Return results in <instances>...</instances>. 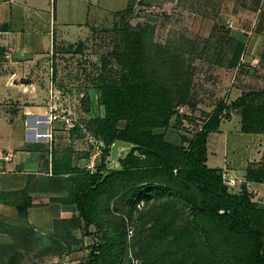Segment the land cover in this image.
Returning a JSON list of instances; mask_svg holds the SVG:
<instances>
[{
  "label": "trees",
  "instance_id": "16d2710c",
  "mask_svg": "<svg viewBox=\"0 0 264 264\" xmlns=\"http://www.w3.org/2000/svg\"><path fill=\"white\" fill-rule=\"evenodd\" d=\"M137 3L146 4L145 0ZM131 11L133 2L119 15ZM126 26L125 47L120 57L123 72L117 81L102 78L97 87L101 111L93 121V134L102 143L99 164L94 172L81 164L73 166L71 149L66 156L52 158L47 185L49 189L56 186L65 192L50 201L76 207L70 218L54 220V227L61 234L54 238L52 249L61 254L70 252L73 246L87 248L89 253L78 264H124L128 246L126 218L131 220L138 212L140 200L147 204L172 198L188 207L190 218L185 231L170 238V246L188 243L201 247V261L196 264H264V209L253 200L245 183L236 187L225 180L223 169L207 165L208 136L218 130L222 119L231 118V111L239 113L242 132L264 133V89L245 90L227 103L218 104L204 119L201 129L180 144L167 140L158 130H167L171 119L174 123L182 122L174 114L187 91L186 83L181 84L187 73L184 74L185 67L176 69L173 65L182 54L171 58L169 49L155 43L154 26ZM230 41L236 46L227 66L235 67L239 65L244 44ZM115 139L133 144L119 159L118 169H113L108 159ZM83 158L89 159L90 154L85 153ZM254 164L248 165L246 178L260 181L264 167L259 163L256 170ZM188 182L201 192V207ZM1 195L12 197L22 215L32 204L26 190ZM169 203L162 207L165 213L154 218L153 224L159 227L158 239L175 227L177 213L172 202ZM77 230L79 237L74 234ZM138 236L139 245L143 238ZM84 237L91 240L85 247ZM136 256L145 263L167 264L148 258L145 249Z\"/></svg>",
  "mask_w": 264,
  "mask_h": 264
},
{
  "label": "rangeland",
  "instance_id": "374dc122",
  "mask_svg": "<svg viewBox=\"0 0 264 264\" xmlns=\"http://www.w3.org/2000/svg\"><path fill=\"white\" fill-rule=\"evenodd\" d=\"M126 1L30 0L39 11L32 12V18L39 19L38 26H46L49 30L51 20V24L55 20L57 32L51 57L47 49L42 55L45 61L35 65L33 71L35 81L43 89L35 102L41 105L43 112L34 118L42 123L33 127V132L25 133L26 140L32 145H44L39 151L46 159H50L52 153L57 158L66 156L71 149V158L81 164L85 153L91 157L98 151L97 147L101 151L102 143L96 141L93 134V121L101 111L97 87L102 78L117 81L123 72L120 57L125 47L126 25L134 28L154 26V42L169 49L171 58L177 53L182 54L181 62L173 65L176 69L186 68L187 79L184 78L181 84L186 83L187 91L177 106L192 109L190 106L194 104L192 112L195 110L196 113L179 123L171 119L167 130H158L167 140L180 144L181 140L190 138L198 122L211 115L218 104L227 103L245 90L264 89V0H149L143 5L133 0V11L114 20V11L123 8ZM1 6L7 9L2 17L7 21L9 8L6 4ZM93 27L96 28L92 30ZM232 39L243 42L244 46L239 65L228 67L236 46L230 41ZM51 109H55L59 119L57 123L46 124ZM7 113L8 118L16 114L14 111ZM230 114L231 118L223 119L219 130L208 136L209 167L225 168L231 164V159L237 166H245L248 160L258 161L264 156V133L240 131L239 113L231 111ZM68 118L73 120L72 125L67 123ZM46 131L51 132L50 138L46 137ZM227 179L225 176L230 182ZM165 202L174 205L176 228L169 229L158 239L159 227L153 223L158 213H165L162 210ZM189 215L187 206L171 198L147 203L131 220L126 218V226L133 228L134 233L131 238L127 236L124 264H131V256L149 264L136 256L142 249L147 251L148 258L167 264L201 261V247L188 243L170 246V238L187 228ZM74 234L80 236L79 231ZM139 234L143 240L138 245L136 235L139 237ZM84 239L91 244L89 238ZM88 253V249L83 248L72 256L71 261L84 259Z\"/></svg>",
  "mask_w": 264,
  "mask_h": 264
},
{
  "label": "crops",
  "instance_id": "0c3cea01",
  "mask_svg": "<svg viewBox=\"0 0 264 264\" xmlns=\"http://www.w3.org/2000/svg\"><path fill=\"white\" fill-rule=\"evenodd\" d=\"M148 1L145 0V3ZM132 2L133 0H127L123 8L114 11L113 19ZM2 4L9 8L7 21L2 18L7 13ZM32 12L39 11L30 0L17 3L15 0H0V193L26 190L32 198L26 215H22L18 205L12 203V197L0 196V264H78L81 260L71 261V258L83 248L73 246L70 252L61 254L52 249L54 238L61 234L54 227V220L70 218L76 207L50 201L51 197L62 196V192H65L56 186L53 191L47 185L52 173L53 153L50 154V159H46L39 151L44 145H32L25 138V133L33 132L32 128L38 125L34 117L43 112L40 111L41 105L35 103L43 89L35 81L34 66L45 61V56L42 55H45L47 49L51 57L57 39L55 20L53 24L51 20L47 30L46 26H38L39 19H33ZM53 16L55 17V7ZM8 111L18 114L8 118ZM48 142L49 139L45 141L46 146ZM263 158L261 156L258 161L248 160L245 166H237L235 160L231 159L229 166L217 168L223 169L224 177L232 185L237 187L245 183L253 200L264 209V177L260 181L246 178L248 165L255 163L253 169L256 170L259 163L264 167ZM71 161L73 166L76 165L74 157ZM19 204L24 206V203ZM13 229H20L21 232ZM84 244L90 245L85 239Z\"/></svg>",
  "mask_w": 264,
  "mask_h": 264
},
{
  "label": "built area",
  "instance_id": "2783aa9c",
  "mask_svg": "<svg viewBox=\"0 0 264 264\" xmlns=\"http://www.w3.org/2000/svg\"><path fill=\"white\" fill-rule=\"evenodd\" d=\"M8 1H11V0H8ZM8 56V55H7ZM52 111H50V114L47 115V120H46V124H49V123H53V122H56L58 121L59 117L57 116L56 112L54 111L55 109H51ZM195 113L196 111H193L192 110H189L185 107H183V105H179L176 107L175 109V114H174V118L177 117V116H180L181 117V121L183 122L185 120V118L187 117H191V116H195ZM196 119V118H195ZM68 124L72 125V119L71 118H68V120H66ZM203 121H199L198 122V127L197 129L194 131V133L196 131H199L202 127V124H203ZM49 122V123H48ZM42 122L40 120H37V124H41ZM193 133V134H194ZM192 134V135H193ZM192 135L190 137H192ZM46 137H51V132L50 131H46ZM98 151L95 152L94 154L91 155V157L89 159H85L83 162H82V166L90 171V172H94L95 171V168L96 166L99 164V156H100V149L99 147H97ZM263 162H264V158H263ZM146 205V201L144 200H140L138 203H137V209L138 210H141L142 208H144ZM133 233H134V229L131 228V227H128L127 229V236L128 238H131L133 236ZM130 263L131 264H143L141 262L140 259L136 258V257H133L131 256L130 257Z\"/></svg>",
  "mask_w": 264,
  "mask_h": 264
},
{
  "label": "water",
  "instance_id": "95a60500",
  "mask_svg": "<svg viewBox=\"0 0 264 264\" xmlns=\"http://www.w3.org/2000/svg\"><path fill=\"white\" fill-rule=\"evenodd\" d=\"M133 144L120 139H115L110 146L109 164L113 169L120 167L119 159L122 158L131 148ZM191 193L196 198L198 205L201 207L203 196L196 185L188 182Z\"/></svg>",
  "mask_w": 264,
  "mask_h": 264
}]
</instances>
